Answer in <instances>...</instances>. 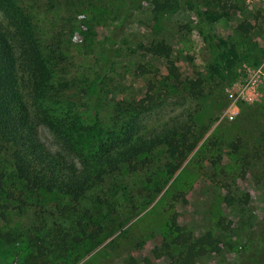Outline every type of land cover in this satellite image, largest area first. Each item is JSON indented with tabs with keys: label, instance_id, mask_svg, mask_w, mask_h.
I'll return each instance as SVG.
<instances>
[{
	"label": "rangeland",
	"instance_id": "374dc122",
	"mask_svg": "<svg viewBox=\"0 0 264 264\" xmlns=\"http://www.w3.org/2000/svg\"><path fill=\"white\" fill-rule=\"evenodd\" d=\"M128 1L31 0L42 35L60 58L58 79L79 84L88 76L91 86L98 80L96 102L104 127L110 124L118 102L154 92L162 104L147 114L148 126L182 116L207 130L153 198L148 199L151 190L146 186L163 181L154 175L147 182L156 165L119 187L120 181L109 178L86 193L78 208L84 233L92 239L88 245L81 242L73 247L80 255L74 264H175L169 253L176 249L168 248L175 236L208 231L220 249L192 264H233L236 256L247 254L244 249L264 212V0H194L208 21L206 26L192 0H178L173 9L161 8L164 0H143L119 28ZM209 34L224 42L227 59L223 64ZM160 41L171 48L168 59L147 50ZM108 44L111 67L98 75V59ZM169 61L181 83L170 72ZM249 70H260L251 81ZM195 76L202 80V92L191 98L184 85ZM229 114L234 117L230 119ZM39 135L55 148L54 136L43 125ZM240 141L237 159L230 146ZM257 148L262 149L261 157L247 159L246 153L253 157ZM143 200L149 204L141 205ZM42 202L47 205L43 213L39 207H30L0 216V264H15L16 253L27 239L15 240L20 233L28 235L43 220L51 225L55 216L50 211L62 218L58 203L71 205L56 196Z\"/></svg>",
	"mask_w": 264,
	"mask_h": 264
},
{
	"label": "trees",
	"instance_id": "16d2710c",
	"mask_svg": "<svg viewBox=\"0 0 264 264\" xmlns=\"http://www.w3.org/2000/svg\"><path fill=\"white\" fill-rule=\"evenodd\" d=\"M142 1H128L119 28L142 6ZM177 2L164 0L160 7L173 9ZM191 2L206 26L208 21L199 5ZM0 16V216L5 218L8 210L23 213L30 207H39L43 213L47 209L43 198H66L71 205H56L62 218L50 211L55 216L51 225L43 220L28 235L20 233L18 238H12L27 237L26 244L21 243L22 251L16 253L15 264H74L80 255L75 254L73 247L81 242L88 245L92 239V235L84 233L78 208L86 193L109 178L120 181L116 186L119 187L139 171L149 172L156 165L147 182L151 183L154 175L163 181H156L154 187L146 186L151 190L148 199L155 196L181 168L207 128L200 129L193 119L182 116L148 126L147 114L162 104L154 92H146L134 101L118 102L110 124L104 127L96 102L98 80L91 86L88 76L79 84L58 79L60 58L42 35L37 8L31 0H0ZM208 37L213 39L217 59L223 64L227 59L224 42L212 34ZM111 47L108 44L102 50L98 75L111 67ZM147 50L165 59L171 54V48L161 41L151 43ZM169 62L170 72L181 83L173 62ZM201 82L198 76L186 79L187 96L200 97ZM87 85L89 90L85 89ZM83 95L88 96L84 101ZM41 125L54 136L55 148L41 140ZM241 145L240 141L239 145L232 142L230 146L237 159ZM260 151L257 148L253 157L247 153L245 156L259 159ZM145 203L149 204L141 201V205ZM259 222L252 231L249 247L244 249L247 254L236 256L233 264H264V212ZM79 229L83 235H79ZM171 247L176 249V253H169L175 264H192L220 249L209 231L198 236L178 233L168 244Z\"/></svg>",
	"mask_w": 264,
	"mask_h": 264
},
{
	"label": "built area",
	"instance_id": "2783aa9c",
	"mask_svg": "<svg viewBox=\"0 0 264 264\" xmlns=\"http://www.w3.org/2000/svg\"><path fill=\"white\" fill-rule=\"evenodd\" d=\"M260 70H249V74H248V77H249V81H251L255 75L258 76V73H259ZM230 119H232L234 117L233 114H229L228 116Z\"/></svg>",
	"mask_w": 264,
	"mask_h": 264
}]
</instances>
